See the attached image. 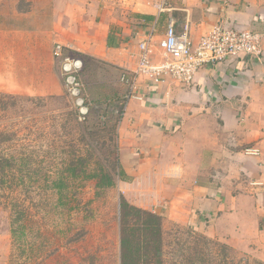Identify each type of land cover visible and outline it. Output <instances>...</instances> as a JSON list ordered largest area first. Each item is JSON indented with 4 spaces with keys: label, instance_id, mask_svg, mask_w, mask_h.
I'll return each instance as SVG.
<instances>
[{
    "label": "crops",
    "instance_id": "obj_1",
    "mask_svg": "<svg viewBox=\"0 0 264 264\" xmlns=\"http://www.w3.org/2000/svg\"><path fill=\"white\" fill-rule=\"evenodd\" d=\"M125 10L121 18L105 17L99 34L75 29L67 40L53 28L0 30V93L61 97L52 51L55 44L69 47L67 54L83 59L87 99L122 108L116 140L125 201L162 224L188 225L208 237L219 217H229L242 236L254 219L264 249V64L239 56L207 65L187 87L138 77L129 99L121 80L131 77L138 43L149 34L156 43L170 22L177 33L186 26L193 45L214 25L259 33L264 63V0H131ZM248 149L258 155H246Z\"/></svg>",
    "mask_w": 264,
    "mask_h": 264
},
{
    "label": "rangeland",
    "instance_id": "obj_2",
    "mask_svg": "<svg viewBox=\"0 0 264 264\" xmlns=\"http://www.w3.org/2000/svg\"><path fill=\"white\" fill-rule=\"evenodd\" d=\"M129 1L0 0V30L35 34L53 28L63 40L75 29L80 36L99 34L101 21L110 13L124 16ZM6 96L0 93V132L11 127L14 134L0 139V158H11L0 166V264H119L120 179L112 189L95 185L105 183L102 176L111 175L118 160L120 104L88 100L90 112L79 122L65 93L29 102ZM9 103L14 107L1 111ZM81 167L87 169L81 176L67 172ZM93 173L97 178L84 176ZM83 203L93 208L90 214L78 208ZM218 219L210 237L188 225L162 224L163 263L264 264L254 219L244 226V236L233 233L239 227H231L229 217Z\"/></svg>",
    "mask_w": 264,
    "mask_h": 264
},
{
    "label": "built area",
    "instance_id": "obj_3",
    "mask_svg": "<svg viewBox=\"0 0 264 264\" xmlns=\"http://www.w3.org/2000/svg\"><path fill=\"white\" fill-rule=\"evenodd\" d=\"M157 10L161 12L163 5L157 6ZM187 32L185 26L177 33L170 22L163 37L156 43L153 42L152 34L138 43L136 64L131 77L121 78L128 85L127 99L133 97L138 77H145L153 84L169 79L178 86L187 87L192 84L196 73L207 65L239 56L264 64L262 35L259 33L214 25L193 45ZM65 50H69V47L55 44L52 56L59 63L64 93L74 109L76 120L82 122L88 116L91 105L81 79L83 62L79 57L69 56ZM245 154L258 155V151L248 149Z\"/></svg>",
    "mask_w": 264,
    "mask_h": 264
},
{
    "label": "trees",
    "instance_id": "obj_4",
    "mask_svg": "<svg viewBox=\"0 0 264 264\" xmlns=\"http://www.w3.org/2000/svg\"><path fill=\"white\" fill-rule=\"evenodd\" d=\"M10 100H15V96H6ZM32 98L25 97V101L29 102ZM35 100V99H32ZM13 108L14 104L9 103L4 106L1 111L6 112L8 108ZM90 112V110H89ZM75 115V113H74ZM76 120V115H75ZM13 129H4L0 132V139L7 141L6 137H12ZM6 137H5V136ZM1 142V140H0ZM10 156H3L0 158V166L7 164L10 161ZM115 169L111 170L110 175L106 172L102 177L105 178V183H96V189H112L115 185V178L121 179L122 172L118 166V160L115 156ZM81 170L75 168L68 170V173L76 174L81 176L85 172L86 167H81ZM70 169V168H69ZM111 173V172H110ZM8 174V173H7ZM97 173L85 174V177L97 178ZM82 175V177H84ZM118 215L115 218L118 225L119 231V264H164L163 263V248H162V219L146 210L136 208L129 205L121 195L118 197ZM83 213L90 214L92 207L90 205L82 204ZM78 209V210H79ZM134 219H133V218ZM132 220V221H131ZM204 262L200 258L198 263Z\"/></svg>",
    "mask_w": 264,
    "mask_h": 264
}]
</instances>
